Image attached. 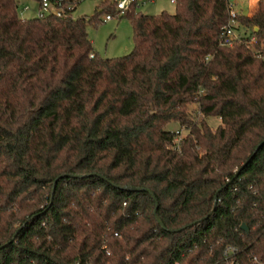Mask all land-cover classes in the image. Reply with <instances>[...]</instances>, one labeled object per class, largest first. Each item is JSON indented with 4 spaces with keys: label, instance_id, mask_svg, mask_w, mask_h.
<instances>
[{
    "label": "trees",
    "instance_id": "trees-1",
    "mask_svg": "<svg viewBox=\"0 0 264 264\" xmlns=\"http://www.w3.org/2000/svg\"><path fill=\"white\" fill-rule=\"evenodd\" d=\"M18 1L0 0V264L264 254V0L232 44L229 0L153 14L135 0V47L116 57L87 28L116 1L75 16L82 0H49L67 14L35 17Z\"/></svg>",
    "mask_w": 264,
    "mask_h": 264
},
{
    "label": "rangeland",
    "instance_id": "rangeland-1",
    "mask_svg": "<svg viewBox=\"0 0 264 264\" xmlns=\"http://www.w3.org/2000/svg\"><path fill=\"white\" fill-rule=\"evenodd\" d=\"M117 1V0H114ZM234 2L237 9L241 13L253 14L257 9L256 0H229ZM101 0H82L77 4L74 11L75 16L79 15H92L96 12L97 5ZM28 5L29 8H25ZM176 4L171 0H139L137 9L143 12L153 14L159 13L163 10L168 12H174L176 10ZM40 1L39 0H19L18 12L24 17H35L39 15ZM47 14L51 13L50 9H44ZM108 12H103L100 16V20L97 24L89 23V33L95 46L96 51L101 56L116 57L130 53L134 47L133 33L131 19L122 13L119 16H114L112 19H105V15ZM192 108H196L197 104L192 103ZM213 127H217L221 123L219 116L211 115L208 118ZM171 128L178 127L177 123L173 121L170 125ZM186 132L183 131V135Z\"/></svg>",
    "mask_w": 264,
    "mask_h": 264
},
{
    "label": "built area",
    "instance_id": "built-area-1",
    "mask_svg": "<svg viewBox=\"0 0 264 264\" xmlns=\"http://www.w3.org/2000/svg\"><path fill=\"white\" fill-rule=\"evenodd\" d=\"M133 1L135 0H117V12H108L105 15V19H112L114 16H119L120 14L125 13L126 9L133 3ZM171 1L174 3L176 2V0ZM228 7L229 19L221 32V41L227 44H232L237 36L235 27L238 25V16L240 12L234 2L229 1ZM25 8H29L28 5H26ZM44 9H50L51 13L56 12L59 15L67 14L62 7H57L49 0H43L42 6H40V11L38 12L40 13L39 15L47 14L44 12ZM255 39V37H252L251 42H255ZM258 55H260V53H258ZM244 252V249L240 246L228 243L221 252L219 264H264V254L260 255L251 251L244 255Z\"/></svg>",
    "mask_w": 264,
    "mask_h": 264
},
{
    "label": "water",
    "instance_id": "water-1",
    "mask_svg": "<svg viewBox=\"0 0 264 264\" xmlns=\"http://www.w3.org/2000/svg\"><path fill=\"white\" fill-rule=\"evenodd\" d=\"M57 179H58V177H57ZM57 179H56V181H57ZM123 188L124 189L127 188L130 190H142L143 189V187L141 188V187H136V186H132V185H125V186H123ZM158 219H159V221H161V219L159 217H158ZM242 225H243V227L249 229V226L245 222Z\"/></svg>",
    "mask_w": 264,
    "mask_h": 264
},
{
    "label": "crops",
    "instance_id": "crops-1",
    "mask_svg": "<svg viewBox=\"0 0 264 264\" xmlns=\"http://www.w3.org/2000/svg\"><path fill=\"white\" fill-rule=\"evenodd\" d=\"M258 1H259V0H256V3H255V4H257V3H258ZM249 14H250V13H249Z\"/></svg>",
    "mask_w": 264,
    "mask_h": 264
}]
</instances>
